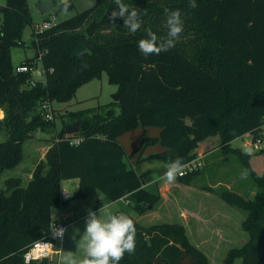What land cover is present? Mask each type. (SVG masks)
<instances>
[{"label":"trees","instance_id":"1","mask_svg":"<svg viewBox=\"0 0 264 264\" xmlns=\"http://www.w3.org/2000/svg\"><path fill=\"white\" fill-rule=\"evenodd\" d=\"M124 3L140 10L138 32H130L121 18L115 24L109 20L114 0H95L54 27L33 30L35 54L19 64H41L44 80L34 84L32 74L17 72L10 58L11 47L23 44L22 32L31 23L27 0L0 4V127L9 134L0 142V175L21 162L25 140L37 131H50L53 120L39 110L42 101H67L79 85L102 72L117 84L110 102L74 112L78 130L67 134L63 127L56 133L27 186L20 185V178L5 180L7 190L0 189V264H49L47 258L25 263L23 253L33 241L47 237L53 208L72 199L97 191L100 203L125 199L138 214L159 200L158 193L145 187L149 171L138 173L129 165L119 141L138 125L159 128L157 136H144L137 147L160 143L163 149L147 159L167 163L180 157L185 163L198 155L199 142L212 136L218 137L219 148L239 157L256 188L254 195L227 187L217 194L245 212L243 226L250 239L232 250L226 263L264 264V164L256 169L252 162L264 148L249 156L230 145L246 133L256 140L264 124V0H196V8H189L188 0ZM165 9L180 10L183 31L172 49L145 57L138 41L147 31L167 35ZM75 137H81L76 146L70 143ZM200 171L179 175L177 181L190 185ZM74 177L78 189L61 198V182ZM134 222L135 252L126 253L120 264H208L181 224Z\"/></svg>","mask_w":264,"mask_h":264},{"label":"rangeland","instance_id":"2","mask_svg":"<svg viewBox=\"0 0 264 264\" xmlns=\"http://www.w3.org/2000/svg\"><path fill=\"white\" fill-rule=\"evenodd\" d=\"M38 1L47 0H27L31 23L26 25L22 32L23 44L12 46L10 49V58L13 65L35 54L34 49L30 46L32 33L33 30H37V26L44 19L54 17V21L58 23L77 12L90 8L95 3V0H67L69 7L65 10V6L62 5L65 0H54L56 5L52 7L51 11L40 13L35 6ZM0 2H3L0 3L2 5L5 0H0ZM116 88L117 84L110 82L106 72H102L99 76H95L79 85L71 99L52 101L53 121L50 131H37L33 138L24 141L23 159L18 167L6 170L0 175V189H5L4 178L7 176H19L22 186H26L28 183L26 172L32 168L38 157L36 145L39 140L41 138L52 140L63 127L65 128L74 122L75 111L110 102L111 95ZM1 117H3V109L0 106ZM156 128L155 126L142 127L138 125L119 137V141L123 144L126 152L125 159L133 168L137 163L146 160L143 157L138 160L142 153L146 154V151L156 149L160 145L156 141L151 145L137 149L144 136L158 135L155 132ZM8 136V130L5 127H0V142L7 140ZM259 138L261 149L264 148V124H262L259 131ZM210 140L212 141L211 145L200 150V154L203 155V166L189 186L179 183L177 180L174 184L164 182L160 177L163 175L165 167L157 169L158 162L149 160L151 162L146 165V168L151 169L150 173L152 175H149V173L145 182H150L147 184L148 190L158 193L160 197L151 208L143 213L138 214L129 210L124 199L100 203L102 195L97 191L92 192L85 198H75L68 202L63 206L64 211L72 210L71 213L63 216L67 231L62 241L56 244L59 254L49 259V264H57L60 255L65 254L67 251H72L77 258L83 257V249L77 247V241L85 230V218L89 209L97 212V214L101 209V215L104 212H114L120 209L131 218L134 216V220L142 225L162 222L181 224L189 242L204 253L208 264H227L226 259L229 253L232 250L240 249L250 239V234L243 226L245 212L223 201L217 191L220 188L227 187L240 195L252 197L256 188L249 174L246 179H241V171L246 168L239 157L232 152L226 153L219 148L217 136H212ZM252 141L253 135L247 133L233 139L230 145L239 147L242 151L245 148H251L252 153H255L257 150H254L251 144L244 145V143H251ZM252 162L254 168L260 169L259 166L264 164V153L253 156ZM143 168L144 165L136 167V170L143 172ZM155 171H157V175H154ZM156 177L158 181H155ZM78 183L79 180L75 177L63 180L60 190L72 194L78 189ZM205 186L212 187L214 191L206 189ZM54 209L56 213L54 214L52 210V218H58L59 208ZM74 234L75 240L72 239ZM239 261V257L234 258L235 263Z\"/></svg>","mask_w":264,"mask_h":264},{"label":"clouds","instance_id":"3","mask_svg":"<svg viewBox=\"0 0 264 264\" xmlns=\"http://www.w3.org/2000/svg\"><path fill=\"white\" fill-rule=\"evenodd\" d=\"M116 7L110 12L109 20L115 24L117 18L123 19L124 26L130 32H138L142 27L140 10L130 8L124 0H114ZM69 7L65 0V10ZM189 8H196V0H188ZM167 35L158 36L155 32L147 31L146 37L138 41V49L145 56L166 52L175 46L176 40L183 31V21L180 10L165 9ZM245 155H252L251 148H245ZM165 171L160 177L168 184H174L177 177L184 172L186 165L182 158L170 159L165 164ZM248 170L241 171V179H246ZM54 214L56 210L53 208ZM88 210L85 218V230L77 241V247L82 248L84 255L77 258L72 251L60 255L57 264H120L124 255L133 254L136 248V227L134 220L123 212H104L103 215ZM67 229L55 227L53 232L57 238L63 239ZM72 239L75 240V234Z\"/></svg>","mask_w":264,"mask_h":264},{"label":"built area","instance_id":"4","mask_svg":"<svg viewBox=\"0 0 264 264\" xmlns=\"http://www.w3.org/2000/svg\"><path fill=\"white\" fill-rule=\"evenodd\" d=\"M57 22L54 21V17L52 18H46L42 21L40 25L37 27V31H43L45 29L51 28L56 26ZM37 65L34 66H27V65H16L15 70L17 72H23V71H28L32 74V80L31 84H34L35 80V71H36ZM43 72V70H42ZM44 74V72H43ZM39 110L42 112L44 117L48 120L53 119V112H52V105L51 102L48 100L42 101L39 104ZM81 141V137H75L70 140V143L73 145H78L79 142ZM260 138H257L256 140L252 141L251 143H244V145H249L251 144L254 150H259L260 149ZM202 154H198L194 158L190 159L189 161L185 162L184 164L186 165L184 172L181 174H186L192 170L199 169L203 166L202 162ZM60 196L63 199L69 198L71 196V193L65 191V190H60ZM127 203V200H125ZM55 227H66L63 221V218H52L51 223H50V230L45 238L37 239L30 243L28 247L25 249L23 253V259L25 263H30V262H39L43 259H52L54 255L59 254V249L56 248L57 242H61L62 239L57 238L54 235Z\"/></svg>","mask_w":264,"mask_h":264},{"label":"crops","instance_id":"5","mask_svg":"<svg viewBox=\"0 0 264 264\" xmlns=\"http://www.w3.org/2000/svg\"><path fill=\"white\" fill-rule=\"evenodd\" d=\"M0 3H3V2H0ZM20 63V62H19ZM19 63H17L16 65H19ZM15 65V66H16ZM156 131V133H159V128H156L155 129ZM42 132V131H41ZM247 134V133H246ZM210 138L211 137H208V138H206L205 140H203V141H201V142H199V145H198V147L196 148V151H198V153L200 154V150H201V148H204L205 146L207 147V146H210L211 145V143H212V141L210 140ZM56 141V137H54L52 140H50L49 138H41L40 140H39V143H37V145H36V148L38 149V157L36 158V161L34 162V164L32 165V168L31 169H29L27 172H26V175H27V178H28V183H29V181L31 180V178H32V172H33V170H34V168H35V166H36V164L39 162V161H43V160H45V154H46V152H47V150L53 145V143ZM24 143V142H23ZM220 147V146H219ZM163 149V147L161 146V145H159L156 149H153V150H148V151H146V154H141L140 156H139V158H138V160L139 159H141V157H143V159H146L144 162H142V163H137L136 164V166H134V169L136 170V167H141L142 165H144V171H146V170H148L149 171V173H150V171H151V169L150 168H146V165L147 164H149V162H151V161H149V160H154V161H156V162H158L157 163V165L156 166H158L157 167V169H159L160 167H164L165 166V164L166 163H163V162H161V161H158V160H156V159H147V156L149 155V154H151V153H154V152H158V151H161ZM24 155V154H23ZM23 159V158H22ZM130 160H132V158H130ZM22 161V160H21ZM19 165V164H18ZM18 165H16L15 167H13V168H10V169H14V168H16V167H18ZM10 169H6V170H10ZM6 170H4V171H6ZM3 171V172H4ZM137 171V170H136ZM2 172V173H3ZM138 173H141V172H139V171H137ZM1 173V174H2ZM149 175H152V173H150ZM154 175H157V171H155V174ZM8 178H20L19 176H7V177H5L4 178V184H5V180L6 179H8ZM155 181H158V178L156 177L155 178ZM152 182V181H151ZM22 182H21V180H20V185H22L21 184ZM27 183V184H28ZM148 183H150V182H145V187L147 188L148 187ZM184 185H186V184H184ZM27 186V185H26ZM189 186V185H188ZM3 190H7V188H6V184H5V189H3ZM120 200H123V199H120ZM125 200V199H124ZM72 212V210L70 209V210H68V211H64V209H63V207H60L59 208V216H58V218L59 217H61V218H63V216L65 215V214H68V213H71ZM132 216V215H131ZM133 218L132 219H134V216H132ZM135 218H136V216H135ZM195 221H196V219H194Z\"/></svg>","mask_w":264,"mask_h":264},{"label":"water","instance_id":"6","mask_svg":"<svg viewBox=\"0 0 264 264\" xmlns=\"http://www.w3.org/2000/svg\"><path fill=\"white\" fill-rule=\"evenodd\" d=\"M54 5H56V2L54 0H47V1H38L35 6L40 13H46L51 11ZM35 78L37 80H44V74L42 72V66L40 63L37 64L35 71ZM78 128H79V119H76L73 123L65 127V131L67 134H71L76 132Z\"/></svg>","mask_w":264,"mask_h":264}]
</instances>
